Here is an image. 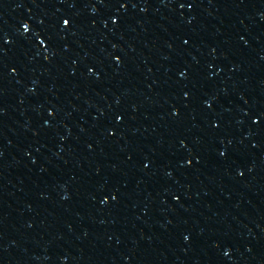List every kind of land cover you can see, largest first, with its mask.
<instances>
[{
    "label": "water",
    "instance_id": "95a60500",
    "mask_svg": "<svg viewBox=\"0 0 264 264\" xmlns=\"http://www.w3.org/2000/svg\"><path fill=\"white\" fill-rule=\"evenodd\" d=\"M0 264H264V0H0Z\"/></svg>",
    "mask_w": 264,
    "mask_h": 264
}]
</instances>
